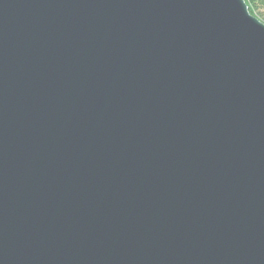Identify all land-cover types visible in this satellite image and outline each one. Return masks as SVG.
Masks as SVG:
<instances>
[{
	"label": "water",
	"instance_id": "water-1",
	"mask_svg": "<svg viewBox=\"0 0 264 264\" xmlns=\"http://www.w3.org/2000/svg\"><path fill=\"white\" fill-rule=\"evenodd\" d=\"M0 264H264L245 0H0Z\"/></svg>",
	"mask_w": 264,
	"mask_h": 264
},
{
	"label": "trees",
	"instance_id": "trees-1",
	"mask_svg": "<svg viewBox=\"0 0 264 264\" xmlns=\"http://www.w3.org/2000/svg\"><path fill=\"white\" fill-rule=\"evenodd\" d=\"M250 13L264 23V0H245Z\"/></svg>",
	"mask_w": 264,
	"mask_h": 264
}]
</instances>
